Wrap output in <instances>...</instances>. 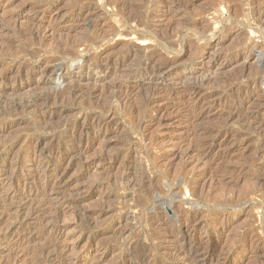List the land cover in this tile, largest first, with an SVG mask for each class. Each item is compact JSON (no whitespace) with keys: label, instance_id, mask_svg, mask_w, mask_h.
I'll return each mask as SVG.
<instances>
[{"label":"rangeland","instance_id":"rangeland-1","mask_svg":"<svg viewBox=\"0 0 264 264\" xmlns=\"http://www.w3.org/2000/svg\"><path fill=\"white\" fill-rule=\"evenodd\" d=\"M0 264H264V0H0Z\"/></svg>","mask_w":264,"mask_h":264},{"label":"bare ground","instance_id":"bare-ground-1","mask_svg":"<svg viewBox=\"0 0 264 264\" xmlns=\"http://www.w3.org/2000/svg\"><path fill=\"white\" fill-rule=\"evenodd\" d=\"M37 32L36 31H30V36L31 37H35L36 38V36H37V34H36ZM165 48H169V46H166ZM70 57L72 58V59H74L75 58V55H74V53H72V54H70ZM164 63H166V62H164ZM165 65V64H164ZM60 66H61V64H55V67L59 70L60 69ZM162 67L163 66H155L154 68H152L151 70H150V76H151V78H155V77H157V75H161L162 73ZM195 89H196V87L195 86H189V88H188V91L189 92H195ZM184 251V250H183ZM182 251V252H183ZM188 254H193V255H196V253L198 252V249H197V247L196 246H193V247H190V248H188L187 249V251H186ZM187 253H185V254H187ZM187 254V255H188ZM193 255H192V257H193Z\"/></svg>","mask_w":264,"mask_h":264}]
</instances>
